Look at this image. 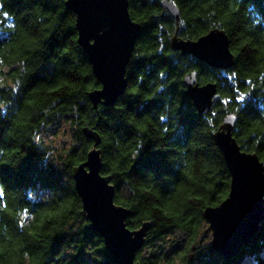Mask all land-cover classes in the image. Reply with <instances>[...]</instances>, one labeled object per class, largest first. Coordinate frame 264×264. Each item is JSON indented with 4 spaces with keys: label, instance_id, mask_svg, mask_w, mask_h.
<instances>
[{
    "label": "trees",
    "instance_id": "16d2710c",
    "mask_svg": "<svg viewBox=\"0 0 264 264\" xmlns=\"http://www.w3.org/2000/svg\"><path fill=\"white\" fill-rule=\"evenodd\" d=\"M65 1L0 0V264H115L81 213L72 177L93 146L85 126L101 138V173L114 202L130 211L127 227L150 223L136 261L264 264V220L230 259L197 242L203 208L229 192L213 139L226 116L236 115L240 149L264 165V0H168L179 8L181 38L225 31L234 56L225 70L170 47L177 25L162 0H128L141 31L127 86L113 105L96 108L87 93L100 83ZM191 71L217 87L206 114L185 93ZM58 123L68 124L73 142L54 156L40 135Z\"/></svg>",
    "mask_w": 264,
    "mask_h": 264
},
{
    "label": "water",
    "instance_id": "95a60500",
    "mask_svg": "<svg viewBox=\"0 0 264 264\" xmlns=\"http://www.w3.org/2000/svg\"><path fill=\"white\" fill-rule=\"evenodd\" d=\"M176 23L170 47L181 55H192L216 69H229L234 56L224 30L213 28L196 39L177 35L179 8L162 0ZM65 7L75 14L77 42L84 50L100 87L87 93L93 108L98 104L111 106L127 86L126 66L132 55L141 26L132 20L128 0H66ZM197 72L183 78L185 93L200 114H206L219 98L213 82L199 84ZM236 115L226 116L213 133L230 174L227 196L216 206H206L202 217L205 232H211L210 247L224 259H230L259 229L264 220V165L256 153L240 149L232 135ZM82 133L93 141L85 161L73 168L75 190L81 200V213L88 227L96 231L115 264H140L136 253L144 244L150 223L139 228L126 225L129 209L114 202L115 187L110 177L101 173L102 160L98 148L101 138L89 127ZM194 248V247H193ZM191 254L188 259H191Z\"/></svg>",
    "mask_w": 264,
    "mask_h": 264
},
{
    "label": "rangeland",
    "instance_id": "374dc122",
    "mask_svg": "<svg viewBox=\"0 0 264 264\" xmlns=\"http://www.w3.org/2000/svg\"><path fill=\"white\" fill-rule=\"evenodd\" d=\"M40 136L43 141L50 146L51 153L54 156L58 154L64 155L66 149L73 142L70 128L68 124L64 123L52 125L50 128L43 130ZM206 228L207 223H204L197 239V242L203 247L206 245L209 246L211 240V232H205ZM171 239H174V237L170 236V240Z\"/></svg>",
    "mask_w": 264,
    "mask_h": 264
}]
</instances>
